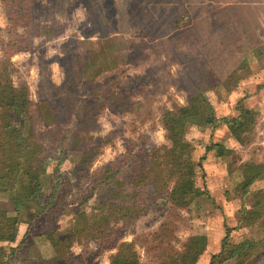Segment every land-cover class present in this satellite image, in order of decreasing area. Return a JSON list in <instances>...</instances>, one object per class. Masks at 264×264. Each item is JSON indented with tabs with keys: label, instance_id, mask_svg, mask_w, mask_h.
Returning <instances> with one entry per match:
<instances>
[{
	"label": "rangeland",
	"instance_id": "obj_1",
	"mask_svg": "<svg viewBox=\"0 0 264 264\" xmlns=\"http://www.w3.org/2000/svg\"><path fill=\"white\" fill-rule=\"evenodd\" d=\"M164 1L167 3H161L162 8L156 3ZM175 1L176 6L172 5L174 0H131L128 3L122 0L110 3L108 0H57V7L51 9L52 0H45L32 31L35 46L31 52L22 51L13 56L16 70L12 77L16 85L24 80L30 85L38 129L34 128V135L38 137V131L48 132L57 125L56 122L45 124L42 116L48 111L50 99L47 100L48 95L39 85L41 65L48 66L52 80L61 85L66 75L61 64L64 49L73 50L75 54L81 51L75 40L91 39L96 47L100 46L98 42L110 47L120 37L142 41L134 48V59L138 62L123 58L116 69L99 77L102 81L115 77L112 89L120 94L131 91L134 107L124 113H114L109 107L101 112L100 127L95 134L109 135L111 139L102 147L94 168L125 152L127 139H145L147 143L170 146L169 132L163 123L164 109L188 104V95L202 89L215 106L218 123L217 126L192 125L188 135L198 143L197 156L207 153L197 181L200 187L210 190L211 196L201 200L200 208L199 205L182 208L161 219H153L156 214L151 212L124 234L125 240L135 242L145 264H159L165 251L181 252L184 242L190 238H206L208 246L198 264H211L212 256L222 252L225 242L237 244L245 239H264V209L261 208L254 222L242 218L244 209L255 206V190L264 189V177L257 179L248 192L240 187L250 164H264V0ZM97 3L101 5L102 19L96 15ZM90 7H93V14ZM110 10L116 12L113 20H108ZM165 11L170 13L165 15ZM176 13L180 16L174 22ZM147 23L150 29L144 31ZM102 27L104 31L98 32ZM8 29L5 5L0 0V36L5 43L12 38ZM258 50L261 52L257 53ZM42 54L48 64L44 63ZM2 55L0 43V58ZM140 75L145 76L144 81L134 83L133 77ZM242 99L247 108L258 112L255 128L246 144L234 137L224 121L240 114L237 107L243 104ZM213 142L223 144L230 153L220 155L217 149L208 151V145ZM53 153L47 162L48 172L53 174L60 168L63 175L73 176L79 156L72 154L60 162L63 150L53 148ZM47 185L51 188V180ZM108 192L100 190L86 205L75 203L54 209L53 222L43 226V230L71 228L82 212L95 219L101 214L99 205ZM0 197L8 200L9 194L1 193ZM35 208L34 203H29L20 214L17 241L3 243L12 264H33L38 257L39 248L34 243L21 245ZM165 223L169 228L163 231L168 232L170 239L162 243L154 234L162 231ZM15 247H18L17 254L12 256ZM72 249L79 254L83 245L76 242ZM116 251H104L99 257L100 264H111V256ZM235 261L227 260L224 264H235ZM257 264H264V255Z\"/></svg>",
	"mask_w": 264,
	"mask_h": 264
},
{
	"label": "trees",
	"instance_id": "obj_2",
	"mask_svg": "<svg viewBox=\"0 0 264 264\" xmlns=\"http://www.w3.org/2000/svg\"><path fill=\"white\" fill-rule=\"evenodd\" d=\"M2 1L9 22L8 33L12 38L5 43L0 36L3 45L0 58V194H9L8 200L0 197V264H12L3 243L17 241L21 227L20 214L29 203H34L36 208L21 245L31 242L39 248L33 264H100V255L112 249L117 251L111 256V264H145L135 242L125 240V231L134 228L141 217L151 212L156 214L153 219H161L182 208H193L194 205L200 208L201 200L211 196L210 190L200 187L197 181L207 153L197 156L199 146L189 137L188 129L192 125L217 126L214 104L202 89L189 94L188 104L164 109L163 123L169 132L170 146L147 143L145 139H127L125 152L94 168L102 147L111 139L109 135L95 134L100 127L101 112L109 107L114 113H124L134 107L131 91L120 94L112 89L115 88L112 86L115 77L104 81L99 77L106 71L116 69L123 58L128 62H138L134 59V48L142 41L120 37L110 47L103 46L101 42L96 47V42L91 39L75 40L81 51L75 54L73 50L68 52L64 49L61 64L66 75L61 85L52 80L48 66L41 65L39 85L48 95L47 100L50 99L47 101L48 111L42 116L45 124L56 122L57 125L48 132L39 129L40 135L36 137V118L33 114L35 102L26 80L19 85L14 83L12 74L16 69L13 56L33 50L35 41L32 31L38 12L45 6V0ZM55 2L57 0H52V4H49L51 9L57 7ZM110 2L112 0H108ZM156 3L162 8L161 3L167 2ZM97 5L96 15L101 17V5ZM172 5L176 6L175 0ZM153 9L155 11L157 8ZM90 12H93V7H90ZM168 13L170 11L164 14ZM115 16L116 12H108V20H113ZM179 16L176 13L173 21L177 22ZM149 29L147 23L144 31ZM97 31L102 33L103 27ZM41 57L48 64L44 54ZM133 78L134 83L140 84L145 76ZM237 109L240 111L237 117L224 121L234 137L246 144L255 128L258 112L247 108L245 101L238 104ZM59 147L63 150L60 162L72 154L79 156L73 176L63 175L60 168L53 174L48 172L47 162L54 154L53 148ZM214 149L220 155L230 153L223 144L213 142L207 147L208 151ZM262 177L264 164H250L240 187L248 192L251 185ZM49 180L51 188L48 189ZM100 190L109 192L100 202L101 214L98 217L93 219L82 212L78 222L71 228L43 230V226L53 222L54 209L75 203L86 205ZM255 198V206L243 211L242 218L249 223L256 220L261 208L264 209L263 188L255 190ZM168 228L169 224L165 223L161 227L162 231L154 234L162 243L170 239L168 232L163 231ZM31 238L33 241H29ZM76 242L83 245L79 254L72 249ZM207 246L206 238H190L184 242L181 252L165 251V257L159 264H198ZM17 248L12 249V256L17 254ZM262 255L264 239H245L237 244L225 242L222 252L212 256L211 264H224L231 259L236 260L235 264H257Z\"/></svg>",
	"mask_w": 264,
	"mask_h": 264
}]
</instances>
